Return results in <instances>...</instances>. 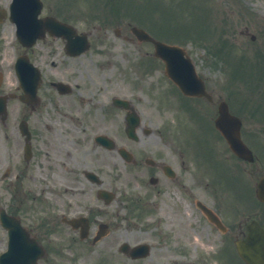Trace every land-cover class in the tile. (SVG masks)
I'll return each instance as SVG.
<instances>
[{"label":"flooded vegetation","instance_id":"1","mask_svg":"<svg viewBox=\"0 0 264 264\" xmlns=\"http://www.w3.org/2000/svg\"><path fill=\"white\" fill-rule=\"evenodd\" d=\"M252 10H258L257 14L260 15V18H248V25L242 33L251 38V43H262L264 48V40L260 37L264 32V8L254 6ZM122 22L120 24L122 34L119 31V35L129 39L123 33L131 28V23H126L125 19H122ZM84 64L85 62L76 64L73 72L65 74L76 81L80 75L74 71L81 69ZM93 82L96 85L100 84V80L97 79H94ZM102 84L105 87L97 88L99 96L97 98L99 102H106L102 105L106 112L104 117L98 121L91 119L90 111L88 115L84 114V117L91 120L87 129H81L80 122H75L74 126L68 125L65 120L53 119L50 115L51 119L47 118L42 123H35L31 119V107L23 105L25 114L22 115V118L27 119L28 128L32 134V153L27 158L25 155L27 141L20 130L23 119L19 120L16 116L14 117V112L16 113L14 91L4 87V81H0V97L7 99L6 112L0 116V207L5 206L9 215L18 218L44 251L38 264H167L166 261L159 262L158 260L165 252L170 254V233L155 232L148 225L139 227L138 222L137 224L132 222L131 220L135 218L141 221L143 217L134 216L136 211L133 210L135 207L133 199H127L123 192H119L112 203H107L106 200L99 197L101 189L113 190L105 178L106 167L109 164V157L106 155L114 154L120 157L117 148L127 144L125 132L128 113L115 104L114 100L117 96L111 95L110 81L105 74L102 76ZM214 85V88L209 91L210 99L203 98L198 102L191 100L194 105L192 103L190 105L194 111L203 115L214 110L215 113L217 112L215 120L218 116L220 103L226 98L221 91L220 83L217 84L214 81ZM150 91L153 90L150 89ZM88 96L89 90L85 89L82 100L86 101ZM148 97L152 102L151 94H148ZM45 99L47 102L43 103V107H46L47 110V107L52 106L53 98L45 94ZM82 100L78 99L73 107L83 102ZM155 103L154 106H144L141 101L137 104L142 109L148 107V109L154 110L157 108V102L155 101ZM142 109L140 112L144 111ZM77 110L81 111L82 108H77ZM152 118L155 117L146 116L143 117V121L152 122ZM112 121L116 127L114 136L95 128L97 124H99V129L108 128ZM198 122L203 124L204 119ZM208 122L211 121L206 119V123ZM115 123L118 124L115 125ZM262 123V128L259 130L252 124L250 128L243 130L242 138L255 158L253 163L240 160L232 153L227 156L236 166L241 167L243 174L248 175L249 182L242 183L247 190L246 209H241L237 205L233 209V216H229L230 214L225 215L221 205L210 206L224 223L226 230L223 232L208 220L198 199H195L197 196L193 195L194 201L192 202H194L200 219L197 225L191 228L199 238H202L208 229L209 235L218 234L227 239L233 233L232 222L237 223L236 226L241 229V235L245 234L242 228L252 220H258L264 226V204L255 201L253 197L258 183L264 178V122ZM54 124L58 126L60 124L62 127L59 128ZM142 128L140 129L141 137L144 135L146 141L142 142V138L139 137L138 146L132 153L131 163L128 164L123 157H120V160L143 176L144 180H141L140 183L142 187L146 188V197L151 194L156 197L152 201H139L144 206L150 205L161 209L163 202L161 199L159 202L158 197H162L170 185V174L166 172V166H170V151H156L153 141L149 140V136L145 134L147 131ZM100 135L112 137L115 149H107L98 143L96 137ZM220 140L222 139L220 138ZM220 140L216 141L223 146ZM84 141L87 146L91 145L92 151L86 150L83 153L84 163H81L78 161L75 149L80 142L81 145H84ZM71 145L74 150L65 148V146ZM225 150L228 152L227 148ZM225 150L221 149L220 153H225ZM93 151H97V157H93ZM89 153L92 158L91 163L88 161ZM188 159H194L191 167L183 161L182 169L194 170L193 180L195 182L192 185V190L194 192H212L196 180L200 173L197 156ZM88 172L97 174L102 179V185L90 180L87 176ZM151 180L153 183H150ZM148 183L151 188L153 187V190L148 188ZM242 195L238 192L235 193L237 203ZM240 211L242 215L239 219ZM71 220H75L74 224L69 223ZM9 243V233L0 227V255ZM142 244L150 245L146 250L139 252V255H148L146 258L132 259L126 255L133 247ZM178 251L187 255L185 249L178 248ZM11 259L14 261L15 257L12 256Z\"/></svg>","mask_w":264,"mask_h":264},{"label":"rangeland","instance_id":"2","mask_svg":"<svg viewBox=\"0 0 264 264\" xmlns=\"http://www.w3.org/2000/svg\"><path fill=\"white\" fill-rule=\"evenodd\" d=\"M149 2L151 0H148ZM213 1V0H212ZM216 3H220V0H214ZM238 1V0H237ZM245 1H249V2H253L254 4H256V7H262L264 6V0H240V2L245 3ZM157 2V1H156ZM187 3H189L190 5L188 6V16L187 17H194V8H193V3L194 6L196 7L197 3L196 1H186ZM223 2H226L223 0ZM154 4V3H153ZM153 4L150 3V8L153 9L155 8L153 6ZM161 1L158 0V8L160 7ZM167 7L168 6H161V8L159 10L161 11H165V13L163 14V18H162V23H164V19H165V15L167 14ZM240 7H242V5H240L238 7V12L236 13V17H245L244 13L242 12ZM172 10L175 8V6H171ZM223 8V7H222ZM215 11V8H214ZM179 9H178V13H179ZM172 13V12H171ZM222 14H224L220 20V22L218 23L220 25V29L219 31H223L226 28V33L225 36H221L218 38H215L212 42H210V38L208 37V32L210 30L211 33V37H213L214 33H216V25H212L211 22H208V24H206L207 22H204V24L202 23V27L200 30L196 31L198 29V25L200 24H194V29H189V32L193 30V34H191L189 37H174V39L179 40L180 42H182L185 46L187 45V47L189 48V50H191V56L195 57V56H203L205 57V55H208V49L207 48H202L199 46L197 47L195 44V41L199 40L202 42H205L206 40H210L209 42L206 41V44L208 45L209 48H213L215 44H217V42L219 41H229L231 42V40L233 39V37H236V35L238 36V31L236 30L237 26H235V20L232 19V21L226 17V12L223 9ZM234 16V13L232 14V18ZM207 18H211L210 15L206 16ZM212 21H216L215 19H212ZM239 21H241L239 19ZM187 25V21L185 20V18L179 17L177 19V26L174 25V23L172 22V28L174 29H180L186 27ZM239 27H241L239 25ZM192 28V27H189ZM205 35V37H203L202 35ZM5 37L3 38L4 43H6V48L8 50V52L6 53V57L4 59L5 63H7L10 59H12L13 56V48H9L8 46V40H10V32H5L4 33ZM195 40V41H194ZM259 45V43L255 44L253 46V49L251 51H253L257 46ZM235 47L236 49L233 55V59L234 57H237V54L239 55H245V54H249V51L245 50L244 52L241 50V47L235 43ZM203 50H202V49ZM232 48L229 50L230 53H232ZM151 48L148 47L147 45H144L142 47H138L135 44H130L127 42H124L123 40H120L118 38H116L112 33H110L108 35V38L106 40H104L101 44V47L98 49V51H94L90 54H87L84 60L86 62H89L90 67H93L94 64V60H100L103 62H106V67L104 68L105 70V75L107 76V79L110 80V84H109V89L111 92V95L115 94V93H120L123 96H127L130 97L132 94L137 93L138 91L142 92L140 93V95L143 98H146L148 95V82L146 81V67L141 63L142 59H141V55H144L147 51L151 52ZM230 53L225 54V53H220V54H216L214 56H212V59H214L215 61V67H214V73L217 74V76L219 78L222 79V82L224 84V86H226V84H231V81L233 83V81H240L242 82L244 85L247 83V87L249 88V91L247 89H241V86L239 84L236 83V87H235V92L240 95L243 94L242 97L239 99V104L242 106H237L239 110H242L244 108H248L249 106H253L255 104V101L261 105V107L263 108L264 105V94H262L261 98L259 97V95H255L254 93H250L254 88V86L252 85L254 82L253 81H248L249 80V76L251 74L254 73H260L263 69H264V64L263 62L257 57V55L254 56V61H244V63H241L240 68L238 69L240 71V74L235 72V63H233V61H230ZM253 54V53H250ZM249 54V55H250ZM255 54V52H254ZM195 59H197L195 57ZM200 64H202V59L199 60ZM214 66V64H213ZM102 73V70H99ZM89 72V71H88ZM101 75H99V79L95 78L97 80H100V84L102 85V79L100 78ZM14 77L12 76V79ZM92 81L93 78H88V79H84V85H85V89L89 90L93 87L92 86ZM248 81V82H247ZM97 88L98 86H95V89L91 92H89V95L94 96L97 99ZM142 88H147L146 90H143ZM244 88V87H242ZM241 90L244 91V93H241ZM247 92V94L249 95H245V93ZM63 102H62V109L61 112H57L55 107L52 106V110H49V114L51 115V117H53V119H63L65 120L66 123H70V116H72L73 114L77 117H80V120L82 122L81 124V129H87V126H90L89 124V118L87 119V121H83L84 117H82V114L80 112H77V108H79L78 105L74 106L73 109V101L76 99V97L73 95V99L72 98H62ZM174 102L176 103L177 107L174 105V107H170V110L167 111H162L161 107L160 109V114L159 118H152V124L157 126V127H153L154 129V133L151 135V141H153V143L161 150L163 151H167L168 148L170 147V161H174L173 159V154L172 153H181L184 151V146L182 145V143L177 139H182V137H186V135H183L184 133H179L178 131V126L176 127L174 124V120H177L178 118H182L184 116V113H181V106L183 105V102L179 97L174 99ZM72 103V104H71ZM98 105V103H97ZM156 105V103L154 101H152L150 103V106H154ZM158 106V104H157ZM81 107V105H80ZM253 107H251V109H253ZM258 108L257 111H261L262 108ZM147 111V110H146ZM92 112L94 113V115L98 114V116L101 113V109L96 108V109H92ZM64 114H68L69 117H66ZM39 116H35L32 118V121L34 122H40L41 120H45V117H47L46 115V111H41L38 114ZM146 116H152L155 117L156 113H150V112H146L145 114ZM256 119L257 116H255ZM254 118V117H251ZM63 123V122H62ZM89 124V125H87ZM118 124V123H117ZM115 123V125H117ZM57 127H62L60 124L59 126L57 124H54ZM80 126V125H79ZM95 126V125H94ZM203 127V126H202ZM211 124L205 125L204 127V131L208 132L209 130L211 131ZM95 128L99 131L102 130L104 132H108L111 136H114L116 134V127L113 124V121L111 123V125L108 128H104V129H99V124H97L95 126ZM213 129V128H212ZM197 131V130H196ZM199 131V130H198ZM203 130L200 133H203L202 135L207 136V133H205ZM184 132V131H183ZM82 137V136H81ZM145 138V137H144ZM165 138V139H163ZM163 141L162 143H159V141ZM175 140V141H174ZM212 140V138H211ZM146 141V139H143L142 142ZM166 141L170 142V143H166ZM215 141V140H213ZM127 142V146L134 150L138 144L133 143L131 141H126ZM216 146L218 148V151L220 148H223L221 146V144H219L216 141ZM80 142L77 145V156H78V161L79 162H83L84 163V155L83 153L86 152V150L92 151V147L91 145L87 146V143L84 141L83 144ZM206 144L204 142V144L202 145V148H205ZM68 147L71 150H74V148L71 146H65V148ZM91 154L89 153V158L88 161L91 163ZM93 157H97V151H93L92 152ZM107 157H109V164L106 167V173L107 175L105 176L106 180L109 182V184L113 187V189L120 187V189L122 191H126L128 193L129 196L134 197L135 195H138V182L136 180V182L132 179V176H135V171H132L128 168L125 167L123 164L118 163V167H116V165L114 164L116 162V159L114 157V155L108 154L106 155ZM225 155H221L220 151L218 152V154L215 155V164L216 167L217 165H219L218 170H223V174H227L229 172V168L230 165H232L233 163L228 160L227 158H224ZM222 160L223 161H227V165L225 166V168L222 169ZM192 174V173H189ZM210 175V172L208 173ZM185 173H182L181 176L183 177V180H180L178 182H171L170 181V185H168V191L164 193V195H162V197H158V201L161 199L163 204H162V210H154L150 211L147 210L146 212H144L143 216L144 219H142L140 223L139 227H144V225L146 223H150L151 227L154 226L155 228L158 227L160 230H163L164 232L168 233L170 231V235L172 236V234H174L173 237V242L170 236V254H168L167 252H165V254L159 258V262H165L168 261L170 262V264H172L175 260H177L178 262H185L186 260H190L192 258L197 257L200 254H203V256H206L208 258H206L207 264H239L240 260L239 257L237 256L234 246H232L230 244V247H226V244H221V239L220 237H218V234L215 235H209L208 233V229L206 230L205 235H203L202 238H199L195 233L194 230L191 227H195V225H197L200 216L198 214L197 211L194 210V207L191 203V199H190V195L189 193H187L188 190H184V187L182 185V183H186L187 181L189 183H186L188 186L193 185V181H190V179L185 177ZM206 175L207 177V181L205 180V183H210L208 182L210 180V176ZM212 176V175H211ZM215 176V173H214ZM135 178V177H134ZM219 180H222L223 183H229L228 181H224V178H219ZM185 181V182H184ZM221 181V182H222ZM211 185V184H210ZM229 185V184H228ZM222 190H218L216 192H221ZM197 195L199 197H201V199L205 200L206 202H209L211 204H214V197L210 194L209 191L207 192H197ZM227 208V207H225ZM155 211V212H154ZM139 212L142 213L143 211H138V208H136V213L134 214L135 217H139ZM227 215H229V213L227 212ZM231 216V215H229ZM136 219V218H135ZM164 220V221H163ZM161 221V225L159 226V222ZM150 227V229L153 231L154 229H152ZM137 239V238H136ZM215 244V245H213ZM225 247L228 249L225 250ZM180 248L181 250L185 249L187 251V255L181 254L180 252H177L176 250ZM230 250L233 251L234 255L232 257L230 254ZM221 251H224L222 253H219ZM221 254V255H218ZM229 259H226L225 257H228ZM215 256L214 258H210V256ZM218 255V256H217ZM225 256V257H224ZM219 257V258H218ZM157 260V259H156ZM129 264H133V263H129ZM158 264V263H157Z\"/></svg>","mask_w":264,"mask_h":264},{"label":"water","instance_id":"3","mask_svg":"<svg viewBox=\"0 0 264 264\" xmlns=\"http://www.w3.org/2000/svg\"><path fill=\"white\" fill-rule=\"evenodd\" d=\"M33 18V17H32ZM24 34H22V40L26 41V38H24ZM183 55V51H181L178 48H172V47H166L162 44H158V55L161 57L170 56V61H168V65L170 64V67L175 66L176 61L174 60V56L176 55ZM167 61V59H166ZM185 75V74H183ZM181 76V73H180ZM186 79V76H184ZM184 77H181L180 79H184ZM176 78V77H175ZM179 77H177V80ZM22 82L24 83L25 79L24 76L22 77ZM26 83V82H25ZM223 113V112H222ZM226 113L224 112L222 117L225 116ZM224 119V117L221 119V121ZM220 121V122H221ZM219 122V121H218ZM219 122V124H220ZM220 129L223 131L224 135L229 140L230 144L232 145L234 151L238 154L243 155V152L246 151V148L242 144L239 136L236 138L237 134H231L226 132L225 127L219 126ZM238 249L240 251L241 256L245 259V261L248 264H264V234L261 228L255 226L254 228H251V233L249 238L246 241L240 242L238 244Z\"/></svg>","mask_w":264,"mask_h":264}]
</instances>
